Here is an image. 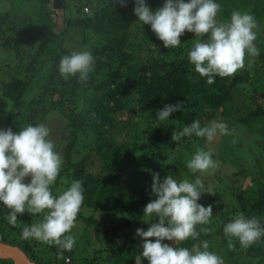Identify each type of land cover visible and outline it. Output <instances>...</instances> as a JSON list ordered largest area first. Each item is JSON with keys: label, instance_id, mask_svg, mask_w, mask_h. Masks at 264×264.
I'll list each match as a JSON object with an SVG mask.
<instances>
[{"label": "trees", "instance_id": "obj_1", "mask_svg": "<svg viewBox=\"0 0 264 264\" xmlns=\"http://www.w3.org/2000/svg\"><path fill=\"white\" fill-rule=\"evenodd\" d=\"M163 2L146 0L153 10ZM216 2L222 6L218 21H226L239 10L254 16L262 32L255 41L260 55L247 57L245 67L234 77L217 76L211 85L188 61L187 54L197 37L186 32L177 48H164L150 26L140 23L133 14L132 0L126 7L117 0H34L29 12L20 13L10 7L0 13V101L9 105L7 110H0L5 117L2 128L18 132L27 125L52 123L49 139L63 157L60 175L52 186L53 195L58 196L60 190L70 186L63 182L65 179L81 180L84 202L75 225H83L85 234L111 236L113 245L109 259L101 263L102 258L96 255L85 259V250L76 246L65 251L55 245L23 240L22 229L38 221L18 214L16 225H9L2 202L1 242L17 246L35 264H135L142 243L136 229L146 231L148 223L155 222V217L147 220L143 213L154 196L153 174L158 173L161 180L167 175L184 179L177 164L167 162V151L174 143L168 133H163L164 127L180 131L193 120L200 121L204 112L210 111L209 118L222 108L231 110L236 100L243 103L238 107L243 112L236 113L234 122L254 125L253 129L259 131L262 139L258 145L264 160V0ZM80 51H91L94 57L87 81L81 82L79 74L64 79L59 73L61 57ZM248 67L253 68V76ZM177 101L183 102L181 111L173 113L163 126L158 125L156 112ZM137 117L153 119L145 132L149 139L140 144L116 145L113 135L129 134V129L137 125ZM258 165H250V180L244 189L236 186L227 191L234 206L233 217L244 212L264 222V161L263 167ZM244 173L236 170L234 175ZM186 177L194 180V176ZM23 216L26 221H22ZM216 235L223 238L222 242L215 241L210 247L222 257L221 250L228 240L221 230ZM204 240L213 239L201 232L198 239L178 246L190 249ZM82 245L86 248L85 243ZM226 253L228 264H261L264 248L253 244ZM0 264L13 262L0 259Z\"/></svg>", "mask_w": 264, "mask_h": 264}, {"label": "clouds", "instance_id": "obj_2", "mask_svg": "<svg viewBox=\"0 0 264 264\" xmlns=\"http://www.w3.org/2000/svg\"><path fill=\"white\" fill-rule=\"evenodd\" d=\"M117 2L126 7L128 0ZM132 2L133 14L140 23L150 26L164 48H177L186 32L197 37L187 54L188 61L209 85L217 76L234 77L245 67L246 55L252 59L260 55L255 44L257 23L247 12L235 10L226 21L220 22L217 14L222 6L216 0H164L155 10L146 0ZM93 68L91 51L64 55L59 62V73L66 80L79 74L78 79L86 82ZM182 107V101L165 104L156 112L157 119L167 121ZM218 134L230 135L227 123L212 120L202 127L199 120H193L181 131H173L171 140L179 142L182 137L194 135L211 142ZM49 136L50 129L42 123L27 125L18 132L0 128V202L7 210L5 218L11 226L16 225L18 214L44 213L39 223L22 229L21 239L71 251L76 238L66 233L75 226L84 202V188L81 180L65 179L63 182L70 186L62 194L53 195L52 186L60 175L63 157ZM186 167L196 176L194 180L178 181L171 175L161 180L158 173L153 174L151 191L155 198L145 205L143 213L144 217H155V222L148 223L146 231L136 229L142 243L135 255V264H142L144 260L147 264H224L221 256L209 251L207 240L193 244L190 249L178 246L190 238L198 239L201 232L210 231L206 227L197 231L198 225L210 224L212 216V205L204 206L198 201L204 193L215 194L205 189L201 176L214 173L219 161L212 159L211 151L197 149ZM223 233L230 249L235 247L234 241L247 249L264 237V222L257 216L238 212L224 224Z\"/></svg>", "mask_w": 264, "mask_h": 264}, {"label": "rangeland", "instance_id": "obj_3", "mask_svg": "<svg viewBox=\"0 0 264 264\" xmlns=\"http://www.w3.org/2000/svg\"><path fill=\"white\" fill-rule=\"evenodd\" d=\"M33 1L34 0H0V13H3L6 8H8L9 10L10 7L17 8L20 13L29 12L31 3H33ZM254 31H256L258 36L259 34L261 35L262 29L258 27L254 29ZM247 57L248 56L246 55L245 61ZM248 68L250 70V73H252L251 75L253 76V68ZM258 99V101L263 102V99ZM238 101L236 100V102L234 101L233 104H231V110L222 108L209 118L207 117V113H209L210 111H207L203 113L200 119L202 127L212 120L227 123L230 129V135L218 134L211 142L207 141L206 138H195L193 137L194 135L191 137H182L179 142H173L171 140V142L174 143V147L170 151H167V162L173 161L174 163H176L179 168L178 172L184 175V178H187L186 175L190 176V178H192L193 176L194 179L196 178L194 174H191L189 172L186 164L197 149L211 151L212 159L215 161H219V167L214 173H212L211 175L203 174L201 176L203 182L208 181V183H205L204 185L205 189L214 192L215 194L209 195L208 193H204L201 200L198 201L204 206L212 205V216L210 218L211 223L207 225L197 226V231L202 228L200 226H204L210 229V231L207 233L211 236V239H213L211 241H208L209 250L212 252H214L215 247H210V245H212L215 241H217L218 244L219 242H222L223 239L220 238V236L216 235L217 230H221L223 232V226L226 223V220L232 218V215H234L232 212V208L234 207L232 198L230 197V193L228 194L227 191L233 189V187L236 186H239V188L242 190L249 184V175H251L250 172L252 171L250 165H253L254 162L255 164L258 163V166L263 167L264 160L261 158L262 149L260 145H258L259 141L262 139L260 136H258L260 135L259 131L257 129H253L254 125L244 126L240 124V126L239 124H236L234 122L236 113L238 114L243 112L242 110L238 109V107L241 108L243 106V103H238ZM8 107L9 105L6 101H0V110H7ZM232 108L235 110H232ZM129 118L130 116L128 115L127 121L129 120ZM136 120L137 125L135 129H129V134L122 133L119 135H113V140H115L116 145L125 143L129 144L132 142L140 144L144 140L149 139L148 136L145 137V132L148 130L149 126L151 128V122L153 119L151 118L149 120H146L144 117H137ZM4 123L5 117L0 114V128H2ZM157 124L163 126L164 122L158 121ZM236 125H239V127H237ZM46 126L49 128L52 126V123L49 122L46 124ZM173 131H177V128L165 126L163 133H168V135L172 136ZM186 148H188V150ZM236 170L245 171V173L240 176H235L234 173H236ZM174 178L178 181L180 180V178L178 177ZM215 181H219L218 184ZM60 191L62 194L63 191ZM154 198L155 196H152V199ZM23 215L25 216V219L30 216L39 222V219H43L44 213L36 214L35 216H33L26 212ZM24 216L22 217V221L24 220ZM101 216L105 217L106 214L102 212ZM145 218L147 220L149 219L148 217ZM109 225L110 219L107 226ZM69 235H72L76 238V243L74 246L78 247L79 249L81 248L85 250L86 253H82V256H85V259H90L95 255L98 258H102L101 263H104L105 260L109 259L110 248L113 245L111 236L96 235L93 232L85 234L84 226L77 224L73 227V231ZM92 235L94 237H92ZM225 238L227 241V237ZM82 243L86 244L87 249L82 245ZM234 243L235 247L231 249L236 250V248L238 246L240 247V245L238 242L234 241ZM257 244H259L260 247L262 246V248H264V239L262 238L261 241L258 240L255 245ZM229 249L230 248L228 247V245H226L221 250L224 264H228L225 260L227 254L226 252L229 251ZM260 259H262L261 264H264V257H261ZM145 263H147L146 260L142 261V264Z\"/></svg>", "mask_w": 264, "mask_h": 264}, {"label": "water", "instance_id": "obj_4", "mask_svg": "<svg viewBox=\"0 0 264 264\" xmlns=\"http://www.w3.org/2000/svg\"><path fill=\"white\" fill-rule=\"evenodd\" d=\"M0 259H9L13 264H35L17 246L0 241Z\"/></svg>", "mask_w": 264, "mask_h": 264}, {"label": "built area", "instance_id": "obj_5", "mask_svg": "<svg viewBox=\"0 0 264 264\" xmlns=\"http://www.w3.org/2000/svg\"><path fill=\"white\" fill-rule=\"evenodd\" d=\"M86 10V9H85Z\"/></svg>", "mask_w": 264, "mask_h": 264}]
</instances>
